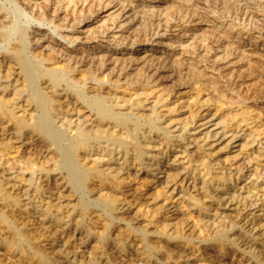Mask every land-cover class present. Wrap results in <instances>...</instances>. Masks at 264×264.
Wrapping results in <instances>:
<instances>
[{
	"label": "bare ground",
	"instance_id": "6f19581e",
	"mask_svg": "<svg viewBox=\"0 0 264 264\" xmlns=\"http://www.w3.org/2000/svg\"><path fill=\"white\" fill-rule=\"evenodd\" d=\"M8 2H12L10 7L0 0V149L2 148L0 152L8 155L11 154L8 151L13 149L17 156L14 157V162L9 168L13 170L11 174H5L4 169L0 170V264H17L18 262L21 264L23 260L36 264H51L45 253L46 250L44 251L40 244L33 242L32 233L22 228L25 218L22 207L25 203L23 204L21 198L29 195L27 185H35L34 192L37 193L41 204L39 216L37 215L38 218L41 217L39 219L41 227L46 222L54 223L56 219L55 212L58 211V206L56 207L53 203L52 196L57 193L62 197L78 196L79 203L75 200L78 206L72 208L75 217H78L75 222L73 221L74 226L81 230H89L87 225H83L84 218L93 212L97 213L98 210L92 209L94 206H101L102 213L108 216L113 215L117 210L116 192L121 189L126 179L137 178L139 171L154 175L153 171H160L162 166L169 165L168 157L161 161L157 158V154L154 155L151 152L148 154V149L156 151L157 147H161L158 153L166 156L173 152L175 147L185 145L183 149L180 148L185 154L189 142L185 143L184 140L192 135L190 131L198 130V128L206 130L196 134H199V140L203 142L197 146V149L201 151L197 158L204 169L206 168L207 174L213 170L214 166L211 160L214 151L206 149L212 146L208 140L211 138L218 140L226 136V133H230L228 143L239 138L241 149L246 152L251 151V156H247L246 166L254 159L256 160V165L253 163L255 166L245 178H260L261 186L257 187L252 180L249 189L242 188L247 189L244 195L241 194L242 192L236 194L235 190L230 192V189L228 201L225 200V202L227 201L230 205L234 202L232 203L234 207L233 210L227 209L223 212L224 214L222 213L226 220L220 218L215 221L213 241L217 249H232L235 241L231 239V232L236 227L247 234L253 233L262 240L261 247L258 249L260 258H255H258V263L264 264V204L253 207L252 212L248 214L244 213V210L256 205L253 201V193L256 195L262 192L264 198V166L260 171L258 168V162L264 160V112L256 110V106L253 107L254 98L257 95L256 89L253 88L255 80L264 77V0H8ZM168 8L176 12V17L174 14L171 16L168 14ZM198 8L209 11L208 14H214L216 19L224 18L227 23L230 22L228 26L230 28L219 30L220 27H216L217 23H215L214 27L218 30L214 29L215 31L211 32L212 35L193 34L188 36L191 38L189 44L180 45V51L177 52L179 56L181 55L179 64L191 62L192 60L188 61L190 58L195 61V64L198 61L199 64L205 62L204 68L199 69L200 71L196 68L197 65L193 66L195 67L193 72L186 74L185 81L180 80L177 86V89L182 86L183 90L184 88L191 90L189 95L191 100H188L185 106H181L186 109L183 114V112H177L178 99L174 104L168 100V93H166L167 97L164 96L165 86L161 85L164 80L160 75L164 70L172 71L178 62L167 66L169 62L167 64L159 62L160 56H155L157 49H151L150 52L141 48L135 49L148 44L152 46L157 39L163 38L170 28L176 26H173L171 22L176 24L177 19L178 24L179 21L188 24L195 20H198L197 24H212L210 20L205 19V12H201ZM22 9L27 10V13L32 15L39 24L54 25L57 28L56 33L64 40L68 39L71 44L79 39V36H73L79 24L96 19L101 12L108 13L99 19H102L99 25L84 32L85 40L97 44V48L92 47L93 53H88L85 47L70 49L64 46L46 30L35 28L30 31L26 26L21 25L19 16ZM177 11L185 15L180 13L177 18ZM191 11L193 13H190ZM159 27L164 31L160 35ZM115 28L118 30L115 31ZM238 31L239 38L246 35V41L243 44L239 40L232 42L231 38L229 39L232 32L236 34ZM123 32L128 34L122 36ZM167 37L165 35L164 39H168ZM160 40L157 45H161ZM103 42L106 43L104 46L101 44ZM244 45L248 46V49L241 51L242 54L236 57L239 61L246 59L244 77L247 85L245 88L249 92L247 100H250L234 109L228 94L219 88L220 84L214 77H209L205 73V68L217 70L218 76H225L224 72H232L229 71V66L235 63L232 64L231 59L233 56L235 58L234 54ZM109 47L110 50L107 52ZM100 48L102 49L98 50ZM219 48H223L222 55L210 60L212 54L217 56ZM138 51L145 54L144 61L150 58L146 60L147 63L150 62L148 70L150 75L146 73V69L138 73L139 76L130 77V72H126L125 68L127 63H130L129 68L139 64V59L143 57L138 56L140 55L137 54ZM100 52L103 53L100 54ZM90 54L93 55L89 57ZM126 54L130 56L127 57L128 61L124 62ZM121 74L123 75L120 77ZM239 76L243 78L242 74ZM208 83L211 84L212 90H208ZM120 84H125L123 91H119L123 87ZM126 90L132 93L125 95ZM168 90L170 92L171 89ZM179 102L181 103L180 100ZM207 125L218 129L212 131ZM187 133H190L188 137H186ZM176 138H179L180 142L177 145L174 144L177 143ZM26 148L33 151L27 154L25 152L27 156L25 155L26 158L23 161L24 154L20 155L19 151ZM24 162H28L27 168L16 167L17 164ZM130 168H133L135 172H130ZM27 170L30 171L27 174L28 177L25 175ZM36 172L38 176L35 178ZM165 173L164 181L161 182L163 185L167 186L169 182L178 180L182 184L186 180L181 169L170 166L165 169ZM123 174L126 176H122ZM217 175L216 185L219 187L225 185L227 178L220 176L219 173ZM228 178L232 180L230 176ZM238 178L239 176L235 175V181ZM61 187L64 192H67H65L66 195L62 193V190L59 191ZM200 188L204 189L203 193L200 192V197L214 198L218 201L217 205L225 203H220L224 196L213 195L212 185L206 179L200 181ZM104 190L107 192H103ZM230 205H227V208ZM53 206L57 209L55 212H53ZM255 211H261V214L256 215ZM97 215L100 217L102 214ZM246 237L238 236L243 245H247L252 251L254 245H250ZM80 245L82 246L81 243ZM121 247L124 248L123 245Z\"/></svg>",
	"mask_w": 264,
	"mask_h": 264
},
{
	"label": "rangeland",
	"instance_id": "374dc122",
	"mask_svg": "<svg viewBox=\"0 0 264 264\" xmlns=\"http://www.w3.org/2000/svg\"><path fill=\"white\" fill-rule=\"evenodd\" d=\"M12 1H14V0H12ZM1 2L7 4V7H10L12 5V2L10 3V2H8V0L7 1L1 0ZM175 5L178 6L177 4H175ZM198 9L201 12H205L204 13V14H206L205 19L210 20V22L212 24H197L198 20H195V22L191 21V23H188V24L187 23L183 24L182 21L181 22L179 21V24H178V19H177L176 24L174 22H171L172 25L174 24L173 26H175V25L176 26L170 28V31L165 33V35L168 36L167 37L168 39H164V37H165V35H164L163 38H160L161 40L157 39V41L154 42L152 44V46H150L148 44L146 46L144 45V47L143 46L137 47L135 50H139V48H141L143 50H147L150 52L151 49L155 48L158 51L157 53H155L156 54L155 56H157V57L160 56L159 62L161 61L162 63H165V64H167L169 62L167 64V66L168 65L172 66V65H174V63L176 64L178 61H181L179 59L181 57V55L179 56L177 52H178V50L180 51V45L181 44H183L182 46H185L191 42V38L188 36H191L193 34L194 35H203V34L212 35V33H211L212 31L218 30L217 28L214 27L215 23H217L216 27L217 26L220 27L219 30H227L230 28V27H228L230 22L227 23L224 18L216 19L214 14H211V13L208 14L209 11H205L203 8H201V9L198 8ZM168 10H169V8L167 9V11ZM107 13L108 12H101L100 16L97 17L96 19L94 18L93 20H89V21H86L84 23L79 24V27L73 33V36H79V39L76 40L73 44H71L68 41V39L64 40L63 38H61L56 33L57 28L54 25L48 26L46 24H39L36 20H34L32 15L27 13V10H23V9L21 10V12H20L21 15L19 16V21H20L21 25L26 26L30 31L35 30V28H38L42 31L46 30L47 33H52L56 40H58L64 46L69 47L70 49H76V48L79 49L81 47L82 48L85 47V49L88 50V53H91L93 51V48H97V44H96V42L89 43L87 40H85L83 38L85 36L84 32L89 30V29H92L93 27H96L97 25H99L102 21V19L101 20H99V19ZM177 13H178L177 18L179 17L180 13L183 16L185 15V13H182V12L177 11ZM190 13H193V12L191 11ZM168 14L170 16H171V14L172 15L174 14V16L176 17V15H175L176 12H173V9L169 10ZM186 15H187V13H186ZM61 16H63V14H61ZM162 16H164V14ZM68 18H70V17H68ZM161 23H163V22H161ZM183 26H185V27L183 28ZM206 28H210V29H206ZM116 30H118V28H115V31ZM66 31H68V30H66ZM159 31H160L159 35L164 32L163 30H161L160 27H159ZM238 33H239V31L236 32V34H234V32H232L230 34L229 39L231 38L230 40H232V42H237L239 40L243 44V42L246 41V35H243L242 37L239 38ZM127 34L128 33L123 32L122 36L123 35L126 36ZM101 40H103V39H101ZM106 40H107V38H106ZM159 40L161 42V45L160 44L157 45V42ZM99 43H100V41H99ZM172 43H174V44H172ZM101 44H103V46H104L106 43L103 42ZM91 48H92V50H91ZM101 49L102 48H100L98 50H101ZM221 49L223 50V48L218 49L219 52H217V56L212 54V56L209 59L213 60L214 58H217L218 55L221 56L222 55L221 53H223V52H221L222 51ZM245 49H248V46H246V47H245V45L242 46L238 50L239 52H236L234 54L235 58L233 56V58L231 59V61H232L231 63L232 64L235 63V64H233L232 66H229L230 67L229 71H232V72H224L225 76H220V75L218 76L216 73L217 70H213L210 67L205 68V73L209 77H214L215 81L218 84H220V85H218L219 88H221L224 93L228 94L227 96L231 100L230 104L232 103V107L233 108L235 107L234 109H237L240 106H242V104H245L244 102L248 103L250 100V99L247 100L249 92L245 88L247 85V82L245 81V77H244V74H245L244 71L246 68V64L244 65V63H245L246 59L239 61V59L236 57L237 55H241L242 54L241 51L244 52L243 50H245ZM109 50H110V47L108 48L107 52H109ZM200 50H201V48H200ZM101 53H103V52H100V54ZM137 54H140V55H138L139 57H143V58L139 59V61H138L139 64L137 63V64L133 65L131 68H129L130 63H127L125 71L130 72V74H131L130 77H137V75L139 76L138 73H142V71H146V69H147L146 73H148V75H150L149 74L150 72L148 71L150 69V64H149L150 62L147 63V61H146V60H148L149 57L146 58V60L144 61L145 54L139 53V51ZM137 54H136V56H137ZM91 55H93V54H90L89 57H91ZM128 56H130V55L128 54ZM128 56L126 54V57H124V59H126V60H124V62L128 61L127 60ZM176 56H177V58H176ZM171 58L172 59L174 58V59L172 60ZM169 60L170 61L172 60V61L170 62ZM189 60H192V61L190 62ZM188 61L189 62H187L186 64H185V62H183V64L182 63L179 64V62H178V64L174 67V69H172V71L171 70H164L160 73V75L163 76L162 80H164V82L163 81L161 82V85L163 84V86H165L164 87V89H165V95L164 96L167 97L166 93H168L169 94L167 97L168 100H170L174 104H175L176 100L178 99L176 102L177 107L179 106V109L177 112H181V113L183 112V114L185 113L186 109H185V107L183 108L181 106H185L187 101L191 100V99H189L190 98L189 95H191V90L188 91V89H186V88H184V90H183V88H181L182 87L181 85H180L181 87H179V89H177L178 88L177 86H179L180 80L185 81L189 72H191V71L193 72V68H195L193 66L197 65L196 68L198 69V71H200L204 68V65H205V62H201V64H199V61L196 62V64H195V61L191 58L188 59ZM210 63L213 64V62H210ZM210 63H209V65H211ZM186 67H188V69ZM190 69H192V70H190ZM237 70L239 72L240 71L241 72L239 73ZM210 71H214V72H210ZM228 73H230V74L227 75ZM176 74H178V75H176ZM237 74H238V76H237ZM241 74L243 75V78L239 76ZM122 75L123 74H121L120 77ZM179 75H181V76H179ZM179 77H182L183 79L179 78ZM222 79H223V81H222ZM149 80H150V78H149ZM237 80H238V82H237ZM121 81L123 82V80H121ZM229 81H230V83H229ZM224 83H226V85ZM90 84H92V83H90ZM166 84H169V85H166ZM221 84H224V85H221ZM120 85H122L123 87L120 88L119 91H121L125 87V84H120ZM224 87L226 90L224 89ZM207 88H208V90L209 89L212 90L211 84L208 83ZM253 88L256 89L255 93H257L256 97L254 98L255 100H254L253 107L256 106L255 107L256 110L258 109V110L264 112V77L262 79H260V78L256 79ZM168 89H171L170 92H168L169 91ZM185 90L187 91V93ZM181 91L182 92L185 91V92L182 93ZM130 93H132V92L129 90L124 91L125 95H128ZM170 95H171V97H170ZM183 97L184 98L186 97V98L183 99ZM133 98H134V96H133ZM179 100L181 101V103L179 102ZM210 112H213V111H210ZM207 114H208V112L206 113V115ZM74 119H75V117H74ZM209 125H207V126H209ZM202 129L203 128H198V130L197 129L195 130L196 132L190 131V133H192V135L190 136L191 138L190 137L185 138L184 142L185 143L189 142L188 143L189 147L187 146V152L185 154L182 153V151H183L182 149L184 148L185 145H182V147H177V148L175 147V150L173 152H170L166 156H164V154H162V153H158L159 152L158 149H160L161 147L160 148L157 147L156 151L153 149L152 150L148 149V154H150V152H151V154H154V155L157 154V158L161 159V161H163L165 157H168V159L170 161L169 165L168 166H165V165L162 166L161 167L162 169L160 171H157V170H155V172L153 171L154 175L142 173L141 171H139V172H137L138 173L137 178L130 177V179H126L125 182L121 185V187H120L121 189H119L116 192V196L118 199L117 203H116L117 210L113 213V215L108 216L105 213H102L101 206H94L97 209H95L94 207L92 209L98 210L97 213L93 212L90 216L84 218L83 225L84 226L87 225L89 227V230H81V229L76 228L74 226L75 219L76 218L78 219V217L77 216L75 217V213L72 212V208L78 206V203H79L78 196L75 195L72 197H68V196L62 197L60 195L61 196L60 197L57 193H56V195L52 196V199H54L53 200L54 202L53 201L52 202L54 204H56V207L58 206L57 207L58 211L55 212V210H57V209L54 208V206H53L54 210L52 209L53 212H55L56 219L54 220V223L50 224V222H46L41 227L40 220H39L41 217L38 218L39 206L41 204H40V201L38 200L37 193L35 194V192H34L35 191V185L34 184H32L31 186L27 185L26 188H28L29 195L28 196L25 195V197L23 196L22 197L23 199L21 198L23 204L25 203V206L22 207V209L25 211V216H23V217H25L24 218V225L22 226L23 230H25V231L27 230L34 235V236L32 235V237H33L32 239L34 240V241L33 240L32 241L35 244H40L44 251L46 250L45 253L48 256L51 264L52 263L53 264H71V262H72V264H98V263H100V264H110V263L111 264H129V263L130 264H143V263L148 264V262H149V264H252V263L253 264H262V263L257 262L258 258L257 259L255 258V257H259L258 254H260V252L258 249H259V247H261L262 240H260L259 237H256L255 234H253V233L247 234V233H245L244 230H241L240 228L236 227L235 230H233L231 232V236H232L231 239H233L235 241V245L232 246V249H230V248L229 249L228 248L217 249L215 244H214V241H213L214 231L216 228V222L215 221L219 220L220 218L221 219L224 218L222 220H226V218L223 216V214H224L223 212L226 211L227 209L233 210L232 208L234 207V205H232V203L234 204V202H232L231 205L229 203L227 204V201H228L227 198L229 196L230 189H231L230 192L235 190L236 194L238 192H240V193L242 192L241 194L244 195L245 192L247 191V189H249V187L252 185V182H251L252 180H253V182H255L254 185H256L257 187H258V185L261 186L260 178H258V179H254L252 177H249L248 179L245 178L247 176V174L250 173L251 169L256 165L255 164L256 160L254 159L251 163H249L248 164L249 167L246 166V163H248L247 162V156H249L251 154V151L246 152L244 149L243 150L241 149V147H240L241 140H239V138L233 139V140L229 141V143H228V140H229L228 137H229L230 133H226V136H224L223 138L220 137L218 140H212L213 138L208 140V142H210V144H212V146H211V148L206 147V149L212 150V152L214 151L212 156H211L212 164H214V166H213V170H211L209 172V174H207L206 168L204 169V167L200 163V160L197 158L198 155H200L199 152H201L200 149H197V146L203 144V142H202V140H199V134H196V133L200 132V131H202V132L206 131L205 129L204 130H202ZM208 129H212V131H213V130H217L218 128L213 127V126H209ZM71 133H73V132H71ZM190 133H187L186 137H188L190 135ZM173 139H175V138H173ZM176 139H177V141H176L177 143H174L175 145L180 143L179 138H176ZM193 141L194 142L197 141V142L194 143ZM180 148H182V149H180ZM0 150H2V148ZM23 150H25V151H23ZM32 151L33 150L29 151L28 148L21 149V151H19L21 153L20 155L24 154L23 155L24 158H22L23 161H25V158L27 156L26 154L29 152L32 153ZM8 152L11 154L5 155L4 152H0V170L4 169L5 174H8V173L11 174L13 172V170H10L9 168L11 167V164L14 162L13 161L14 157L17 156L16 153L13 152V149L9 150ZM25 152H26V154H25ZM12 153H14V154L12 155ZM188 153H189V155H188ZM176 155H177V157H175ZM35 158H36V156H35ZM189 159H191V160H189ZM214 159H215V161H214ZM193 161H194V163H192ZM148 162L150 163V161H148ZM23 164H17L16 167H18V166H20L22 168L28 167L27 166L28 162H26V163L24 162ZM173 165H174V167H173ZM170 166L172 168H178V170H180V169L182 170V172L184 174L183 176L186 177L185 182H183L181 184L180 180L175 181V182L171 181L168 183L167 186L165 184L163 185V183H161L164 181V176L166 174L165 169H168ZM258 166H259L258 168L260 171L261 168L264 166V160L259 161ZM188 167H189V169H188ZM198 167H199V169H198ZM215 168L218 170H216ZM226 169H227V171H225ZM234 170H236V171H234ZM125 171H126V169L123 170L124 173H125ZM29 172L30 171H28V170L25 171L26 177L29 176V175H27V174H29ZM130 172L134 173L135 171L133 168H130ZM130 172L128 171V173H130ZM191 172H193L195 175ZM229 172H231V173H229ZM217 173H219L220 176H222V177L224 176L225 178H227L225 185L220 186V187L216 185V183L218 181ZM225 173L228 175H226ZM37 174H38V172L34 173L35 178H36V176H38ZM235 175L239 176L237 181H235ZM122 176H126V175L123 174ZM151 176H152V178H151ZM229 176H230V178H232V180L228 178ZM202 179H206L207 182L210 183V185H212L213 195L214 194L215 195L221 194L222 196H224L222 202L220 201V203H224L225 200H227L225 203L228 206L230 205L229 208H227L228 206L225 203L217 205L218 201H216L214 198L200 197L201 195H199V194L203 193V191H204V189L200 188V181H202ZM213 180H215V181H213ZM248 184H250V185H248ZM243 185H245V186H243ZM8 188H9V190H11L9 186H8ZM122 188H125V189H122ZM225 188H226V190H225ZM242 188H247V189L245 190ZM60 190H62V187L59 189V191ZM120 190L121 191L123 190V191L121 192ZM65 192H64V190H62V193H64V195H66ZM103 192H107V191L104 190ZM253 195H254L253 201H254V203H256V205L252 206L248 210L247 209L244 210V213L247 212V214H248V213L252 212L253 207H257V205L264 204V198H263L262 192L261 193L258 192L256 195H255V193H253ZM260 195H261V197H260ZM93 196H95V195H93ZM75 200L78 203H76ZM27 201H28V203H27ZM122 201H123V203H122ZM57 203H59V204H57ZM211 205H212V207H211ZM216 206H218V207H216ZM26 207H27V209H26ZM6 209H8V208L6 207ZM31 210H33V211H31ZM215 210H218V211H215ZM255 210H256V208H255ZM255 213H256V215H260L261 211H255ZM97 214H102V215L100 217H97L98 216ZM122 215H124V216L122 217ZM73 217H74V220H73ZM27 218H28V220H27ZM95 218H96V220H95ZM123 218H124V220H123ZM105 220H107V221H105ZM99 221H101V222H99ZM29 222H30V224H29ZM211 222H213V223H211ZM99 223H101V224H99ZM37 225H39V226H37ZM29 226L31 229L29 228ZM72 226H73V228H72ZM52 227L54 229H52ZM55 227H57V228H55ZM74 227H75V229H74ZM42 228H44V229H42ZM70 232H72V233H70ZM102 233H103V235H101ZM237 233H239V234H237ZM236 234H237V236H236ZM80 235H81V237H80ZM239 235H243L244 237L247 236L246 240L249 241V244L254 245V246H252V248H254V249H252V251L249 250L247 245H243V243L238 238ZM38 237H39V239H38ZM94 238H95V240H94ZM164 240L165 241L167 240V241L165 242ZM137 242H138V244H137ZM80 243L82 244V246L80 245ZM69 245H71V246H69ZM121 245H123L124 248H122ZM61 246L64 248H60ZM180 246H181V248H180ZM163 247H165V248H163ZM69 249H71V250H69ZM94 250H96V251H94ZM215 251L218 254H216ZM58 252H60V253H58ZM68 254H69V256H68ZM89 254H90V256H89ZM223 254H224V256H223ZM76 255H77V257H76ZM133 255H135V256H133ZM78 256H80V258ZM59 258H60V260H59ZM92 258H94V259H92ZM112 258H114V259H112ZM116 259H119V260H116ZM84 260H86V261H84ZM127 260H129V261H127ZM175 260H177V261H175ZM221 261L223 263H221ZM77 262H79V263H77ZM21 264H36V263L35 262L31 263V262H28L27 260L26 261L23 260V261H21Z\"/></svg>",
	"mask_w": 264,
	"mask_h": 264
}]
</instances>
